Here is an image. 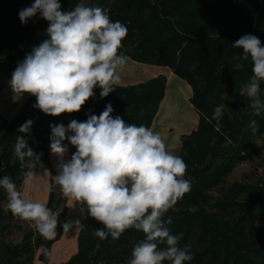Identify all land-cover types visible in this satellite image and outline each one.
Listing matches in <instances>:
<instances>
[{"label": "trees", "instance_id": "16d2710c", "mask_svg": "<svg viewBox=\"0 0 264 264\" xmlns=\"http://www.w3.org/2000/svg\"><path fill=\"white\" fill-rule=\"evenodd\" d=\"M88 1V6L107 9L112 21L118 20L127 27L128 34L119 53L136 63L166 67L191 88L189 102L198 115V124L195 131L181 139L178 155L187 165L185 179L191 181V188L165 216L172 219L168 225L171 233L183 234L179 246H190L193 259L185 264H264V222L257 227L264 220V188L233 183L219 200L208 204L209 192L222 184L236 163L246 158L253 133L251 121L255 120L256 126L264 125V112L253 115L248 100L231 144L215 151L208 145V140L216 135L215 127L220 122L225 124L223 116L219 122L212 119L225 87L231 88L236 79L252 76L251 60H243L242 49L232 44L245 34L257 36L264 44V0ZM59 2L63 11L79 4V0ZM33 3L34 0H0V92L33 47L49 38L46 32L49 22L39 13L27 23L20 21V10ZM165 85L166 79L158 76L134 86H114L115 91L104 98L96 87L94 96L78 113L55 117L35 108L36 97L30 94L15 117L6 120L0 116V177L10 176L21 192L28 158L22 166L14 145L18 135H25L18 128L31 119L33 125L25 138L39 156L33 157V170L35 173L49 170L51 190L47 206L53 211L62 209L57 235L47 240L32 221L3 209L7 193L0 187V264H32L38 250V260L47 264L45 249L49 252L61 236L66 198L53 181L48 160L50 125L67 126L73 119L84 122L88 114L98 116L110 103L113 117L119 115L128 124L151 127ZM63 143L68 145L71 159L76 149L67 139ZM211 150L218 158L215 163L208 159ZM26 223L35 229L31 230ZM82 223L85 227L79 233L77 253L64 264H129L134 246L144 238L142 232L130 228L119 239L109 235L100 240L94 231L103 225L88 216L87 211ZM14 230L23 233L18 244L6 240ZM254 234L253 238L241 240Z\"/></svg>", "mask_w": 264, "mask_h": 264}, {"label": "clouds", "instance_id": "9594fccd", "mask_svg": "<svg viewBox=\"0 0 264 264\" xmlns=\"http://www.w3.org/2000/svg\"><path fill=\"white\" fill-rule=\"evenodd\" d=\"M37 13L49 22V38L18 64L10 81L13 92L34 95V107L55 117L78 113L96 87L101 89V98L115 91L121 80L119 71L128 60L119 53L127 27L112 21L102 7L80 3L63 11L59 0H34L18 15L21 23H27ZM232 46L242 49L243 60H251L252 76L241 85L239 95L249 99L252 114L259 116L264 112V44L257 36L245 34ZM223 109L224 105L217 106L212 119L219 122ZM113 111L109 103L98 116L88 114L84 122L73 119L67 126L50 125V149L58 158L55 184L65 197L82 206V215L86 209L88 216L102 223L103 227L94 231L100 240L109 235L119 239L130 228L144 234L134 246L129 264H185L193 259L190 246H179L183 234H172L168 227L172 219L165 216L191 188V181L185 179L187 165L168 149L159 133L144 125L128 124L119 115L113 117ZM32 125L29 119L17 131L30 134ZM250 127L256 131L255 120ZM25 135H18L14 145L22 166L25 158L39 159ZM66 139L76 149L67 161ZM24 176L25 183L36 176L32 165ZM0 187L7 193V210L13 216L32 221L43 238L55 239L62 209L53 211L44 203L22 198L10 176L0 177ZM61 226L64 232L73 226L79 230L85 227L80 220ZM45 255L51 261L47 249Z\"/></svg>", "mask_w": 264, "mask_h": 264}, {"label": "crops", "instance_id": "0c3cea01", "mask_svg": "<svg viewBox=\"0 0 264 264\" xmlns=\"http://www.w3.org/2000/svg\"><path fill=\"white\" fill-rule=\"evenodd\" d=\"M121 80L118 85L120 87L134 86L141 83H145L151 79L158 76H163L166 79V85L164 90V96L158 105L156 112V117L152 121L151 127L153 131L159 133L162 139L165 141L166 146L170 150L171 146L174 148L171 150L174 154L179 155L181 147V139L183 136L189 135L192 131L196 130L198 124V115L189 100L192 96L191 88L178 77H176L168 68L158 67L152 65H145L141 63H136L131 61L129 58L126 65L122 70L119 71ZM29 93H14L10 83L0 92V116L6 120H10L15 117L24 103L29 97ZM185 104L188 111L187 120H182L179 123L177 131L172 133L171 125L169 123H158L157 117L159 116L162 104ZM166 116H164V119ZM163 119V120H164ZM175 142V143H173ZM67 145L66 143H64ZM68 147V145H67ZM175 147L177 149H175ZM48 160L53 171V181L54 176L57 174L56 165L58 163V158L51 153V149H48ZM70 160L69 148L65 155V161ZM26 177L23 179L21 194L22 198L32 200L33 202H40L47 205L49 186H50V172L49 170H43L36 173V176L30 181L25 183ZM55 183V181H54ZM66 198L65 203V215L63 223L66 221L80 220L82 222L83 215L81 214L80 208L82 207L79 203H75L71 199ZM74 203V204H73ZM73 204V206H71ZM86 212V209H85ZM31 222V221H28ZM79 229L73 226L68 232H64L62 228V233L60 238L54 242L50 247L51 261L48 257L47 264H64L68 262L76 253V237ZM40 251L36 252L34 261L32 264H44L38 260V255Z\"/></svg>", "mask_w": 264, "mask_h": 264}, {"label": "rangeland", "instance_id": "374dc122", "mask_svg": "<svg viewBox=\"0 0 264 264\" xmlns=\"http://www.w3.org/2000/svg\"><path fill=\"white\" fill-rule=\"evenodd\" d=\"M83 3L89 5L88 0H79V4ZM250 77H245L244 79H236L235 83L231 88L225 87L221 100L218 102V105H224L223 117L225 124L221 122L215 127V136L208 140V145L212 150H217L224 145L229 146L231 144V138L234 136L235 131H238L241 125L242 115L246 110V103L249 100L247 97H242L239 95V89L242 84L248 83ZM261 99L264 100V88L261 89ZM162 104V109L157 117V124L169 123L171 129L177 131L179 123L182 120H187L188 111L185 104ZM164 116L166 118L164 119ZM156 117V114L154 118ZM153 118V120H154ZM164 119V120H163ZM175 143V142H173ZM174 148L171 146L170 151ZM175 149H177L175 147ZM211 150L209 154L210 162L215 163L217 161V155ZM196 153V152H194ZM216 155V156H215ZM246 158L234 165L233 170L224 178L222 184L216 189H213L208 194V204L215 202L221 198L224 192L233 184V183H243L250 184L256 188H264V125L256 126V131L252 133L251 144L248 148V153L245 155ZM33 157L28 158L26 162L27 170L28 166L32 165ZM8 199L3 201V209L7 210ZM85 214V213H84ZM84 216V215H83ZM264 220H260L257 223V227L262 225ZM82 223V222H81ZM25 225V224H24ZM31 230H34V226L27 224L26 225ZM80 230L76 237V249H78L77 240L79 237ZM23 233L14 230L6 239L7 242L11 244H18L22 239ZM256 236H244L241 240L250 239ZM36 255V254H35ZM35 258V256H34Z\"/></svg>", "mask_w": 264, "mask_h": 264}]
</instances>
